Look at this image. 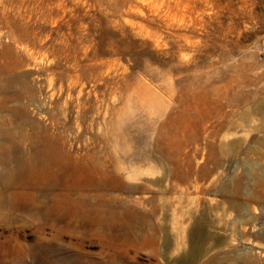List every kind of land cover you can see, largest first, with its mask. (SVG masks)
<instances>
[{"label": "rangeland", "instance_id": "obj_1", "mask_svg": "<svg viewBox=\"0 0 264 264\" xmlns=\"http://www.w3.org/2000/svg\"><path fill=\"white\" fill-rule=\"evenodd\" d=\"M0 264H264V0H0Z\"/></svg>", "mask_w": 264, "mask_h": 264}]
</instances>
